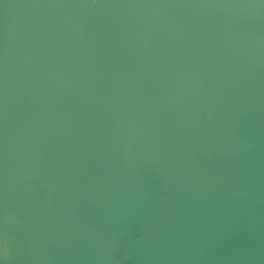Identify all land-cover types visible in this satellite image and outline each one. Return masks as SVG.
Segmentation results:
<instances>
[{
    "label": "water",
    "instance_id": "obj_1",
    "mask_svg": "<svg viewBox=\"0 0 264 264\" xmlns=\"http://www.w3.org/2000/svg\"><path fill=\"white\" fill-rule=\"evenodd\" d=\"M0 264H264V0H0Z\"/></svg>",
    "mask_w": 264,
    "mask_h": 264
}]
</instances>
